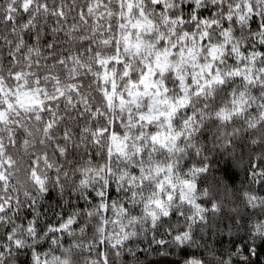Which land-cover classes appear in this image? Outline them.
<instances>
[{"label": "trees", "instance_id": "16d2710c", "mask_svg": "<svg viewBox=\"0 0 264 264\" xmlns=\"http://www.w3.org/2000/svg\"><path fill=\"white\" fill-rule=\"evenodd\" d=\"M128 6L0 0V78L46 91L40 108L0 126V264H264V0H140L159 50L202 32L204 51L229 39L215 62L222 80L195 83L171 118L172 148L149 140L163 118L146 123L140 106L129 112L104 90L105 72L126 94L148 69L119 43ZM249 60L256 80L231 74ZM163 78L168 95L182 93L173 71ZM239 94L243 108L223 117ZM141 130V154L111 152L114 135L133 144ZM153 164L190 179V201L149 203L161 177ZM244 216L229 259L226 236Z\"/></svg>", "mask_w": 264, "mask_h": 264}, {"label": "rangeland", "instance_id": "374dc122", "mask_svg": "<svg viewBox=\"0 0 264 264\" xmlns=\"http://www.w3.org/2000/svg\"><path fill=\"white\" fill-rule=\"evenodd\" d=\"M125 1L129 6L128 16L123 26H128V30L123 33L119 43L125 45L126 52L136 55L137 58L149 63V65L139 82L128 84L126 94H123L118 89L116 81L111 74L105 72L104 90L109 101L118 102L119 106L125 107L129 112H133V108L140 106L141 111L138 116L146 123L163 118V123H160V126L163 125L161 130L156 134L150 135L149 140L161 147L172 148L175 144L176 135L172 133L171 118L178 109L187 103L195 83L202 85L201 88H204L222 80L221 74L216 69L215 62L225 52L229 39L226 38L221 43L213 44L204 51L200 41L207 33L202 32L198 34L196 39L190 37L189 44L182 45L179 50H175L173 48L174 45L159 50L145 37L146 34L153 33V23L142 11L140 0ZM154 1L160 2L164 0ZM130 7H137L140 10L138 12L139 15L133 16ZM185 39L186 37H182V40ZM237 47L238 45L235 44L234 50L236 52L238 51ZM169 71H173V74L180 81L182 93L178 96L168 95L163 77ZM257 71L255 63L249 60L247 66L233 70L231 74L253 81L259 77ZM17 80L18 83L14 87H10L0 78V126L8 123L12 116L20 112L40 108L43 102V93L46 95L44 86H30L25 77L21 75H17ZM245 102L243 95H236L231 111L224 110L221 115L226 118L232 113L240 111ZM129 137L130 133L128 132L124 133V135H114L111 138L113 139L111 152L141 154L143 149L139 141L145 139V132L142 131L138 138L131 139L130 141H133V144L129 143ZM1 144L0 141V151L2 150ZM150 167L157 169L161 177H159L160 182L157 191L148 198L149 203L156 208H161L164 203L172 198L190 201V195L194 188L190 179H183L175 175L168 165L153 164ZM3 172L0 171V177L2 178H4ZM247 223V217H241L236 220L234 226L228 231L223 245V253L227 258L230 259L232 256L234 243L246 237L245 226ZM48 262L42 261L43 264H48ZM186 264H199V262L192 260Z\"/></svg>", "mask_w": 264, "mask_h": 264}]
</instances>
